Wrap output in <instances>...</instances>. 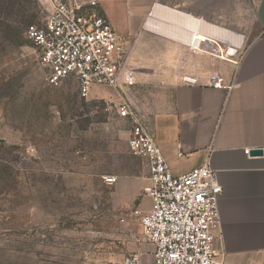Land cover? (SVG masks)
Returning <instances> with one entry per match:
<instances>
[{
    "label": "rangeland",
    "instance_id": "rangeland-1",
    "mask_svg": "<svg viewBox=\"0 0 264 264\" xmlns=\"http://www.w3.org/2000/svg\"><path fill=\"white\" fill-rule=\"evenodd\" d=\"M46 14L44 1L0 0V264H152L103 179L141 164L119 105L151 118L164 88L229 83L263 30L256 0H149L144 23L118 32L135 59L128 82L87 96L38 63L25 31Z\"/></svg>",
    "mask_w": 264,
    "mask_h": 264
},
{
    "label": "crops",
    "instance_id": "crops-1",
    "mask_svg": "<svg viewBox=\"0 0 264 264\" xmlns=\"http://www.w3.org/2000/svg\"><path fill=\"white\" fill-rule=\"evenodd\" d=\"M40 1L48 11L51 0ZM95 1L120 33H132L139 22L144 23L149 2ZM256 12L263 30L244 53L229 83H179L164 88L151 115L155 143L171 174H185L209 158L221 186L214 264H264V0H256ZM134 60L132 53L118 90L128 82ZM245 149L250 153L245 154ZM255 149L261 153L251 154ZM137 158L141 161L137 172L116 176L115 186L123 195L122 207L128 208L123 222L137 224L141 232L132 210L146 211L151 202L143 193L147 164ZM153 251L152 244H139L140 254L150 260Z\"/></svg>",
    "mask_w": 264,
    "mask_h": 264
},
{
    "label": "built area",
    "instance_id": "built-area-1",
    "mask_svg": "<svg viewBox=\"0 0 264 264\" xmlns=\"http://www.w3.org/2000/svg\"><path fill=\"white\" fill-rule=\"evenodd\" d=\"M25 34L51 85L70 77L84 96L94 88L118 90L121 86L131 47L95 0H51L43 20L28 25ZM119 114L130 118L129 152L147 164L143 193L150 198V207L143 212L135 208L132 213L139 218L142 241L154 246L153 264H214L221 186L209 158L174 176L155 143L151 118L137 114L125 101L119 105ZM103 179L107 184L117 181L112 175ZM137 260L138 256H132L129 263Z\"/></svg>",
    "mask_w": 264,
    "mask_h": 264
},
{
    "label": "water",
    "instance_id": "water-1",
    "mask_svg": "<svg viewBox=\"0 0 264 264\" xmlns=\"http://www.w3.org/2000/svg\"><path fill=\"white\" fill-rule=\"evenodd\" d=\"M261 153V149H255L251 151V154H260Z\"/></svg>",
    "mask_w": 264,
    "mask_h": 264
}]
</instances>
